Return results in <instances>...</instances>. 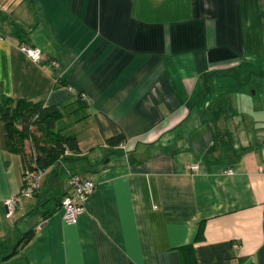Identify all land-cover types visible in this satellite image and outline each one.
<instances>
[{
    "label": "crops",
    "instance_id": "1",
    "mask_svg": "<svg viewBox=\"0 0 264 264\" xmlns=\"http://www.w3.org/2000/svg\"><path fill=\"white\" fill-rule=\"evenodd\" d=\"M255 23L264 0H0V100L73 111L86 97L69 123L79 153L10 218L24 170L0 146V264H264V97L244 88L264 70ZM73 174L95 188L68 225Z\"/></svg>",
    "mask_w": 264,
    "mask_h": 264
},
{
    "label": "trees",
    "instance_id": "2",
    "mask_svg": "<svg viewBox=\"0 0 264 264\" xmlns=\"http://www.w3.org/2000/svg\"><path fill=\"white\" fill-rule=\"evenodd\" d=\"M15 33L21 36L20 29H16ZM78 99L81 103H73L77 107L73 111L69 105L43 107L40 103L24 99L3 97L0 100V146L21 157L23 180L27 173L44 171L61 161L67 153H79L76 131L69 124H76L86 118L82 115L86 99L82 98V94ZM122 141L123 137L116 135L108 138L106 143L117 146ZM25 143H28V153ZM33 235V230L24 233L18 247L29 242ZM188 259L189 264H194L190 252Z\"/></svg>",
    "mask_w": 264,
    "mask_h": 264
},
{
    "label": "built area",
    "instance_id": "3",
    "mask_svg": "<svg viewBox=\"0 0 264 264\" xmlns=\"http://www.w3.org/2000/svg\"><path fill=\"white\" fill-rule=\"evenodd\" d=\"M19 50L33 63H38L42 59V53L38 48L21 45ZM82 98L86 99L84 94H82ZM66 155H68V153ZM188 168L192 173H197L200 169L198 165H192ZM44 173L45 171L37 170L25 175L23 185L17 196L11 197L6 201L8 218L12 216L15 210L17 197L31 198L34 196L39 188V181ZM227 174L231 175L232 172L228 171ZM69 185L73 192L71 195L64 196L61 201L62 219L68 225H75L80 216L85 212V205L94 191L95 184L90 180L81 179L78 175L73 174L69 176Z\"/></svg>",
    "mask_w": 264,
    "mask_h": 264
},
{
    "label": "rangeland",
    "instance_id": "4",
    "mask_svg": "<svg viewBox=\"0 0 264 264\" xmlns=\"http://www.w3.org/2000/svg\"><path fill=\"white\" fill-rule=\"evenodd\" d=\"M254 29L255 32L258 34L257 40L259 37H263L264 38V28L262 25H260L257 28V23L254 24ZM256 40V41H257ZM252 55H250V60L253 61L255 60L258 63H261V60H263L264 58V53L261 52V50L259 48H256V50L251 53ZM247 75L249 74L250 79H248V81L245 83L244 88L246 93L248 94L247 97L252 98L253 97V101L256 105L261 104L263 102V100H259L258 97H264V93L259 92L260 91H264V70L263 69H249L246 72ZM247 78V77H246ZM256 92V95H254V93ZM250 106L251 103H250ZM25 147H26V151L27 153L29 152V147H28V143H25Z\"/></svg>",
    "mask_w": 264,
    "mask_h": 264
}]
</instances>
